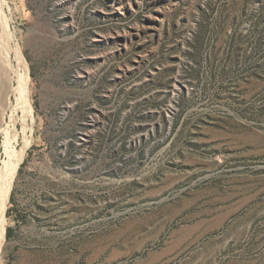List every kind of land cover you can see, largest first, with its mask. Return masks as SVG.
Returning <instances> with one entry per match:
<instances>
[{"label": "rangeland", "instance_id": "374dc122", "mask_svg": "<svg viewBox=\"0 0 264 264\" xmlns=\"http://www.w3.org/2000/svg\"><path fill=\"white\" fill-rule=\"evenodd\" d=\"M0 8L31 101L3 264H264V0Z\"/></svg>", "mask_w": 264, "mask_h": 264}, {"label": "bare ground", "instance_id": "6f19581e", "mask_svg": "<svg viewBox=\"0 0 264 264\" xmlns=\"http://www.w3.org/2000/svg\"><path fill=\"white\" fill-rule=\"evenodd\" d=\"M8 29L9 28L6 25L4 17L0 12V121H3L5 116L9 114V122L14 125L16 123L15 116L17 115V113L21 112L23 125L22 131L25 132V118H27L31 113L30 111H28L31 105V101L29 98L30 75L21 50L18 47H14L12 45L15 39ZM12 98L14 99L15 104H13ZM7 137H5V139ZM15 138L16 135H14V139ZM24 143L25 144L21 148L19 154H12V157L13 155L15 156L13 157L15 159L12 160L14 162L11 161L12 163H8V165L6 164L5 166L3 162L2 164L4 167L3 169L1 168L2 170H0V264H3L2 252L5 243V231L7 225L6 212L9 203L12 181L15 177L17 169L19 168V164L23 159L25 149L29 145H27L26 142Z\"/></svg>", "mask_w": 264, "mask_h": 264}]
</instances>
